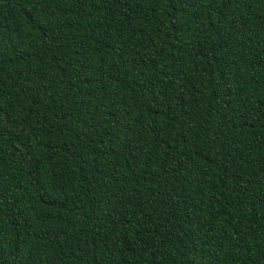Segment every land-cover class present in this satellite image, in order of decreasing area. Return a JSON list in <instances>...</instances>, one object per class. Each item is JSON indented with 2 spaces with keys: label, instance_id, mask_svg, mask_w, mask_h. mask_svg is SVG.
Segmentation results:
<instances>
[{
  "label": "trees",
  "instance_id": "trees-1",
  "mask_svg": "<svg viewBox=\"0 0 264 264\" xmlns=\"http://www.w3.org/2000/svg\"><path fill=\"white\" fill-rule=\"evenodd\" d=\"M0 264H264V0H0Z\"/></svg>",
  "mask_w": 264,
  "mask_h": 264
}]
</instances>
